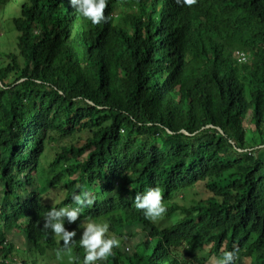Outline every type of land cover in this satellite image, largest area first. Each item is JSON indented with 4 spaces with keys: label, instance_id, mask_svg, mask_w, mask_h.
I'll return each instance as SVG.
<instances>
[{
    "label": "trees",
    "instance_id": "1",
    "mask_svg": "<svg viewBox=\"0 0 264 264\" xmlns=\"http://www.w3.org/2000/svg\"><path fill=\"white\" fill-rule=\"evenodd\" d=\"M105 16L30 0L15 20L20 53L0 66V264H29L15 230L55 245L45 216L76 207L81 186L94 203L65 225L106 218L125 234L102 264H207V246L264 264V0H107ZM49 148L56 206L35 179ZM150 187L171 225L134 206Z\"/></svg>",
    "mask_w": 264,
    "mask_h": 264
},
{
    "label": "rangeland",
    "instance_id": "2",
    "mask_svg": "<svg viewBox=\"0 0 264 264\" xmlns=\"http://www.w3.org/2000/svg\"><path fill=\"white\" fill-rule=\"evenodd\" d=\"M0 66H6L10 62V56L19 55L20 49L18 47L21 33L15 25V20L22 17V8L25 4L30 5V0H0ZM246 128H251L248 124ZM85 135L79 138L82 141H85ZM84 143V142H83ZM55 150L59 148V145H51ZM50 147V146H49ZM48 156L46 160L42 163V166L38 169L37 174L35 175L36 184L38 188L46 191L45 199L46 201H51L46 203L41 199V203L45 205L56 206L60 204V201L65 198L63 190L58 186L53 187L51 185V179H53L54 172L51 171L48 165L43 166L44 164L49 165L53 162L55 158V151L52 148H49ZM84 158V157H83ZM0 179V196L3 194V186ZM95 192L99 193L100 188L96 187ZM189 199L196 198L193 192H189ZM96 222V223H107L109 225L108 233L106 236L108 238H114L113 232L110 230V223L108 219L101 218L97 220L82 218L80 222L75 223V226L65 225V228L68 231H75L76 236L74 237V245L71 247V252L69 253L67 249H64L63 241L60 238L56 237L55 245H48L43 239L39 240L35 244H31L24 233V230H15L14 233L9 234V242L15 246V253L17 257L24 260L29 264H75L76 259V247L79 246V240L83 235L84 229L81 225L85 222ZM157 223L160 228L171 225L174 221L172 218H168L166 213L154 221ZM140 229L133 228L127 234L129 237L128 242L130 244L136 243L140 239ZM125 236V234H124ZM123 237H120L119 240H123ZM126 237V238H127ZM121 248L128 252L131 248L129 246L125 247L121 245ZM84 250V249H83ZM207 252L208 263L207 264H217V262L223 258V251L220 256L216 257L212 252L211 246L205 248ZM19 252V253H18ZM60 253L61 257L58 259L57 253ZM74 258V259H73ZM20 259V260H21ZM21 260V261H22ZM103 261H97V264L104 263ZM244 264H249V261L246 260Z\"/></svg>",
    "mask_w": 264,
    "mask_h": 264
},
{
    "label": "clouds",
    "instance_id": "3",
    "mask_svg": "<svg viewBox=\"0 0 264 264\" xmlns=\"http://www.w3.org/2000/svg\"><path fill=\"white\" fill-rule=\"evenodd\" d=\"M178 4L193 5L196 0H176ZM72 6L85 19L91 21L93 25L101 22H108L111 17L105 16L107 0H71ZM73 203L76 207L66 206L57 209L53 207L45 216L44 228L51 229L56 237L63 241L64 249L71 252L74 245L75 231H68L65 228V219L69 223L76 222L85 207H90L94 203L91 193L81 186L79 194L73 196ZM134 206L142 210L147 219L152 221L162 217L166 212L163 200V193L159 187H150L143 193H137L134 198ZM81 227L84 229L83 235L79 240V246L84 249L85 255L83 264H97V261L107 260L113 254V249L120 247V241L116 238H106L109 225L107 223L87 222ZM222 252V251H221ZM233 252H225L223 258L217 264H233ZM58 259L62 258L57 253ZM74 259V258H73Z\"/></svg>",
    "mask_w": 264,
    "mask_h": 264
},
{
    "label": "built area",
    "instance_id": "4",
    "mask_svg": "<svg viewBox=\"0 0 264 264\" xmlns=\"http://www.w3.org/2000/svg\"><path fill=\"white\" fill-rule=\"evenodd\" d=\"M237 57L239 58V61H240L241 63L247 61V56H246L245 53L238 52V53H237Z\"/></svg>",
    "mask_w": 264,
    "mask_h": 264
},
{
    "label": "water",
    "instance_id": "5",
    "mask_svg": "<svg viewBox=\"0 0 264 264\" xmlns=\"http://www.w3.org/2000/svg\"><path fill=\"white\" fill-rule=\"evenodd\" d=\"M209 127H213V126H209Z\"/></svg>",
    "mask_w": 264,
    "mask_h": 264
}]
</instances>
